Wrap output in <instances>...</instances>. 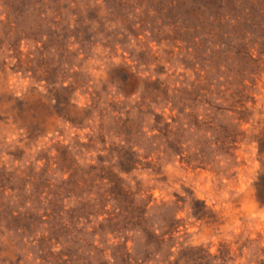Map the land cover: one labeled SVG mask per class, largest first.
<instances>
[{"label":"rangeland","instance_id":"1","mask_svg":"<svg viewBox=\"0 0 264 264\" xmlns=\"http://www.w3.org/2000/svg\"><path fill=\"white\" fill-rule=\"evenodd\" d=\"M264 0H0V264H264Z\"/></svg>","mask_w":264,"mask_h":264},{"label":"trees","instance_id":"2","mask_svg":"<svg viewBox=\"0 0 264 264\" xmlns=\"http://www.w3.org/2000/svg\"><path fill=\"white\" fill-rule=\"evenodd\" d=\"M260 199L264 202V196L259 195Z\"/></svg>","mask_w":264,"mask_h":264}]
</instances>
